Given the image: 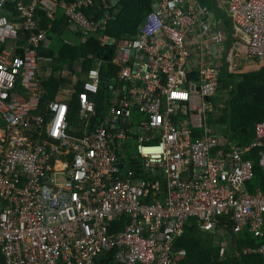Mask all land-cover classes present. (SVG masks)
<instances>
[{"label": "built area", "instance_id": "obj_1", "mask_svg": "<svg viewBox=\"0 0 264 264\" xmlns=\"http://www.w3.org/2000/svg\"><path fill=\"white\" fill-rule=\"evenodd\" d=\"M187 1L158 0L137 33L119 41L113 78L123 85L108 88L105 107L98 57L77 92L74 124L80 75L53 98L40 67L52 58L42 54L51 48V19L64 8L88 36L101 22L86 10L100 4L107 18L117 0H0V264H180L187 250L175 242L190 219L203 232L222 230L221 219L236 234L264 237V190L250 188L255 165L245 158L258 150L264 170V121L243 148L196 131L203 122L190 114L185 63L200 14ZM226 3L248 56L264 67V0ZM225 30L221 19L218 41ZM200 72L199 94L215 95L217 71ZM130 139L143 162L139 177L120 154ZM244 249L264 255V245Z\"/></svg>", "mask_w": 264, "mask_h": 264}, {"label": "trees", "instance_id": "obj_2", "mask_svg": "<svg viewBox=\"0 0 264 264\" xmlns=\"http://www.w3.org/2000/svg\"><path fill=\"white\" fill-rule=\"evenodd\" d=\"M136 0H118V2L111 8V17L105 22L102 21L104 9L103 6L97 4L96 6L90 7L87 12L95 20H101V25L99 29L92 33L86 41L82 40L81 35L74 36L77 41L68 44L64 41V35L69 34L70 22L67 18H61L59 16L58 20L52 26L50 31L51 38L54 39V48L51 45L49 49H42V54H51L54 63L53 69L59 72L60 75H53L46 79L47 88L50 90L53 98L56 97L57 90L59 87L66 85L71 82L66 76L70 75L75 77L77 70L75 65L81 58H84L82 64L83 73L80 76L90 70L95 64V57L101 56L103 59V65L101 67V94L99 95V105L105 107L104 102L110 98L108 88H110L115 83V76L118 74L119 67L115 66L112 62L115 53L117 51V46L120 40L124 37L131 36L138 30L139 23L134 25H127L126 18L127 14L133 10V2ZM137 6V5H136ZM146 14L153 10L149 5ZM141 11L145 12L141 7ZM129 26V27H128ZM102 27V28H101ZM82 34V33H81ZM135 35V34H134ZM103 36L108 37V42L102 44L101 38ZM97 61V60H96ZM68 65V68H67ZM264 70V69H262ZM76 71V72H75ZM114 77V78H113ZM191 77V76H190ZM264 74L257 76V85L252 87V92L254 93L253 98H245L241 93L240 88L236 81L235 86L232 88V98L229 102L230 111L228 112L230 116V127H225V131L222 132L221 136H224L228 143H232L241 148L249 146L255 139V129L256 125L264 121ZM83 78L78 80L76 94L71 102V107L74 112L71 113L70 119L74 124H80L79 114L77 113V107L79 100H77V92L83 87ZM241 84V83H239ZM247 88L246 84H241ZM248 89V88H247ZM217 135V134H215ZM218 136V135H217ZM131 140V139H130ZM129 140V141H130ZM135 140V139H134ZM136 141V140H135ZM130 146V142L127 144V148ZM258 150L253 152H248L245 155L246 159L253 161L255 165V178L249 184L251 189L260 188L264 190V170L259 167V155ZM136 171L139 170L138 166L135 164H130ZM142 171L137 172V177L142 175ZM156 178V177H155ZM157 179L161 180L160 176ZM165 190V186L162 185V191ZM162 198V195L159 196ZM223 221V220H222ZM219 221V226L228 232V246L229 250L226 252L223 258L220 257L221 245L218 246L214 243V235L207 232H203L199 229V223L196 219H190L186 226L184 233L176 239L175 247L185 248L187 250V255L179 259L180 264H264V255L253 254L243 252L244 248H256L264 245V237H253L251 233L243 231L241 233H234L230 227H224V223ZM210 235L209 238L203 236ZM197 234H200L199 236ZM208 237V236H207ZM225 246V245H224ZM181 259H184L181 262ZM190 261H188V260Z\"/></svg>", "mask_w": 264, "mask_h": 264}, {"label": "crops", "instance_id": "obj_3", "mask_svg": "<svg viewBox=\"0 0 264 264\" xmlns=\"http://www.w3.org/2000/svg\"><path fill=\"white\" fill-rule=\"evenodd\" d=\"M157 1L158 0L134 1L133 10L127 14L126 24L129 26L136 23L141 24L146 16V10L148 9L147 5H149V9L152 5L151 8L153 9L154 4ZM187 2L188 5L195 7L196 12L200 14V16H197V24L194 26L190 36L189 47H191V56L185 63L187 68L185 75L188 79V83L186 85L188 86V90L191 92V100L188 102L190 114L196 126L199 124L200 120L203 122V126L200 125V129L199 127L196 128L198 133H202L204 130L209 129L205 121L207 111L210 115L214 114L216 118H221V120L225 121L226 125L223 128H228L230 127V116L228 114L230 111L229 102L232 98V88L235 86L233 81L237 82V85L240 88V94L242 93L245 98H253L254 93L252 92V87L256 86L258 83L257 76L262 75V73L264 74V70H262L264 67L258 60L248 56L246 49L248 43L247 37L234 26L230 19H228L226 0H188ZM141 7L145 12L141 11ZM86 13L90 16L87 11ZM60 17L67 18L64 8H61ZM110 17L111 14L106 18V20ZM221 19L224 20L226 30L224 31L225 34L223 35V39L218 41L214 30L216 23L221 21ZM106 20L102 21L105 22ZM99 21L102 22L101 20ZM71 30V28L68 30L70 35H72ZM137 31L138 30H136L133 35L136 34ZM67 36L68 34L64 35V41L66 43H68L67 40H71ZM104 37L106 36H103L102 38ZM84 60V58H81L80 61L76 63V73L80 74L84 72L82 67ZM94 66H97L96 60L93 67ZM204 66L214 68L218 73V80L220 82V86L217 88L216 94L210 96L209 99L202 97L198 92L201 79L200 70L201 68L203 69ZM51 71H53L52 76L60 75L59 72H56L53 69V66L51 67ZM85 75L86 73L84 76H80V78L85 77ZM48 77H46V79H48ZM66 77L68 79L73 78L70 75H67ZM80 78H78V80ZM71 82H68L66 85H69ZM239 83L246 84L248 89ZM212 98H214V101ZM200 103H203V105H200ZM200 111H204V113H201ZM2 125V120H0V127ZM218 137L225 139V137L221 135H218ZM126 149L129 150L130 146ZM209 236L210 235H205L204 237L209 238ZM183 261L184 259H181V262Z\"/></svg>", "mask_w": 264, "mask_h": 264}, {"label": "rangeland", "instance_id": "obj_4", "mask_svg": "<svg viewBox=\"0 0 264 264\" xmlns=\"http://www.w3.org/2000/svg\"><path fill=\"white\" fill-rule=\"evenodd\" d=\"M68 38H70L71 40H73V42H76L77 39L75 37H73L72 35L68 34L67 36ZM64 39V38H63ZM54 39L52 38V47L54 48ZM55 43V42H54ZM54 63V59L52 58H43L40 60V67H41V71L43 73V76L45 77H51L53 74V71H51V67L53 66ZM48 77V78H49ZM76 77V76H75ZM82 77V76H81ZM22 92H24L23 90H20ZM220 94V93H218ZM214 101V98H212ZM200 105H203V103H200ZM131 118H133V114L131 115ZM206 125L207 127L211 130V132L213 134H217V135H221L223 131H225V129H223V127L226 125L225 121L221 120V118H216V116L214 114L210 115L209 112L207 111L206 113ZM130 149L127 150V152L125 151H120V154L122 155V160L124 162H126L127 166L130 164H135V166L138 165H142L143 166V162H142V158L139 157V155L136 152V141L134 139H131L130 141ZM203 236L205 235L204 233H202ZM209 234L214 235V243L218 246V244H220L221 246H226L227 251L229 250V246H228V232H222L221 229L219 228H215L213 230H211L209 232ZM198 236L200 234H197ZM245 251V249H243V252ZM246 253H250V252H244ZM253 254H257V253H253ZM223 258V257H221Z\"/></svg>", "mask_w": 264, "mask_h": 264}, {"label": "clouds", "instance_id": "obj_5", "mask_svg": "<svg viewBox=\"0 0 264 264\" xmlns=\"http://www.w3.org/2000/svg\"><path fill=\"white\" fill-rule=\"evenodd\" d=\"M13 3H12V1H9V2H7V6H10L11 5V8L12 9H14V6L12 5ZM226 8H227V6H226ZM104 9V8H103ZM88 10V9H87ZM86 10V11H87ZM105 11V10H104ZM44 14L48 17V12L47 11H44ZM60 14H61V9H59L57 12H56V14H55V16H56V18L55 19H51L52 20V23H53V25H54V23L58 20V18H59V16H60ZM49 18V17H48ZM67 19H68V21L70 22V28L72 29L71 30V32H72V36L74 35V36H77V35H81L82 36V40L83 41H86L87 39H88V37L91 35H85L82 31H81V29H75L74 27H73V23L69 20V18L67 17ZM92 19H94V18H92ZM102 20H106V18L104 17V14H103V19ZM100 22V21H99ZM52 25V26H53ZM242 32V31H241ZM82 33V34H81ZM243 33V32H242ZM51 37V36H50ZM105 38H108L107 36L106 37H104V38H102V40H101V42H102V44H105L103 41L105 40ZM108 40L109 39H107V42H108ZM71 42H68V43H74L73 42V40H70ZM106 42V43H107ZM52 45V44H51ZM91 56H93V57H95L94 55H91ZM99 58H101V56H98ZM98 57H96V60L98 59ZM97 62V61H96ZM102 62H103V59H102ZM188 83V82H187ZM186 83V84H187ZM185 84V88L186 89H188V86ZM123 84H119V83H117V81L115 80V83H114V86H116L117 88H119V87H121ZM113 86V85H112ZM111 96H112V94H111ZM110 96V97H111ZM137 117V112L134 110L133 111V118H131V123L132 124H135L136 123V120H135V118ZM255 137H256V133H255ZM255 140V139H254ZM254 142V141H253ZM252 142V143H253ZM228 144H232V143H228ZM130 166V165H129ZM131 167V166H130ZM138 167H140V166H138ZM223 230V229H222ZM224 231V230H223ZM207 233H209V232H207ZM224 233V232H223Z\"/></svg>", "mask_w": 264, "mask_h": 264}, {"label": "water", "instance_id": "obj_6", "mask_svg": "<svg viewBox=\"0 0 264 264\" xmlns=\"http://www.w3.org/2000/svg\"><path fill=\"white\" fill-rule=\"evenodd\" d=\"M154 8H155V9L157 8V3L154 4ZM206 98L209 99V97H206ZM153 173L156 174V170H154ZM159 174H161V171L159 172Z\"/></svg>", "mask_w": 264, "mask_h": 264}]
</instances>
